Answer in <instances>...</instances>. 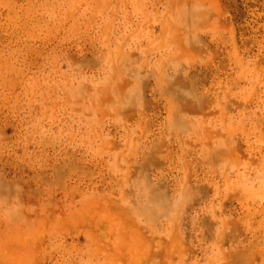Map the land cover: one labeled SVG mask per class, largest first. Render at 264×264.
I'll list each match as a JSON object with an SVG mask.
<instances>
[{
    "label": "rangeland",
    "instance_id": "374dc122",
    "mask_svg": "<svg viewBox=\"0 0 264 264\" xmlns=\"http://www.w3.org/2000/svg\"><path fill=\"white\" fill-rule=\"evenodd\" d=\"M0 264H264V0H0Z\"/></svg>",
    "mask_w": 264,
    "mask_h": 264
}]
</instances>
